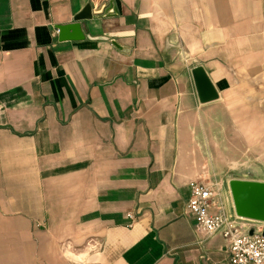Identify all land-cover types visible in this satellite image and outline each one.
I'll return each instance as SVG.
<instances>
[{"label": "crops", "instance_id": "crops-1", "mask_svg": "<svg viewBox=\"0 0 264 264\" xmlns=\"http://www.w3.org/2000/svg\"><path fill=\"white\" fill-rule=\"evenodd\" d=\"M231 179L264 182V0H0V264H229L186 205L236 216Z\"/></svg>", "mask_w": 264, "mask_h": 264}, {"label": "built area", "instance_id": "built-area-1", "mask_svg": "<svg viewBox=\"0 0 264 264\" xmlns=\"http://www.w3.org/2000/svg\"><path fill=\"white\" fill-rule=\"evenodd\" d=\"M214 186L196 181L189 184L190 197L186 207L195 228L206 236H222L228 245L229 264H264V222L229 215L218 201ZM128 216L131 221L135 218L133 214ZM238 220L245 223L240 224Z\"/></svg>", "mask_w": 264, "mask_h": 264}, {"label": "water", "instance_id": "water-1", "mask_svg": "<svg viewBox=\"0 0 264 264\" xmlns=\"http://www.w3.org/2000/svg\"><path fill=\"white\" fill-rule=\"evenodd\" d=\"M103 11L91 10L85 6L83 10L73 16V22L58 26L57 33L60 39L67 31H73L72 39L81 38L77 33L79 23L91 19L94 15H101ZM117 46L115 42H112ZM196 94L201 103L209 102L218 98V93L207 76L202 66H195L191 69ZM232 198L234 213L237 217L254 221L264 222V182L242 179H231L228 182ZM252 231L249 232L251 234ZM264 235V231H263Z\"/></svg>", "mask_w": 264, "mask_h": 264}, {"label": "rangeland", "instance_id": "rangeland-1", "mask_svg": "<svg viewBox=\"0 0 264 264\" xmlns=\"http://www.w3.org/2000/svg\"><path fill=\"white\" fill-rule=\"evenodd\" d=\"M263 168V166L261 165V169Z\"/></svg>", "mask_w": 264, "mask_h": 264}]
</instances>
